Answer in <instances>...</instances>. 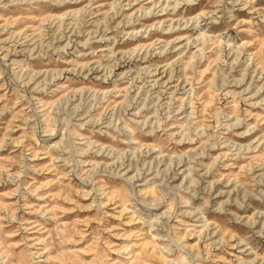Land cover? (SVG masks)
Wrapping results in <instances>:
<instances>
[{
	"label": "rangeland",
	"instance_id": "1",
	"mask_svg": "<svg viewBox=\"0 0 264 264\" xmlns=\"http://www.w3.org/2000/svg\"><path fill=\"white\" fill-rule=\"evenodd\" d=\"M0 264H264V0H0Z\"/></svg>",
	"mask_w": 264,
	"mask_h": 264
}]
</instances>
